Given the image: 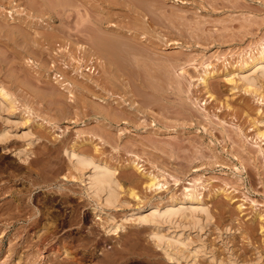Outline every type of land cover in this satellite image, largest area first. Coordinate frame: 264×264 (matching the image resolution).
I'll return each mask as SVG.
<instances>
[{
    "label": "rangeland",
    "instance_id": "374dc122",
    "mask_svg": "<svg viewBox=\"0 0 264 264\" xmlns=\"http://www.w3.org/2000/svg\"><path fill=\"white\" fill-rule=\"evenodd\" d=\"M59 1L66 0H0V26L7 28L0 32L3 36L9 30L15 36L11 39L8 31L13 42L0 38L5 43L0 41V86H6L13 100L8 112L0 111V130L10 127L7 140L0 143V264H264V136H259L264 133V77L254 68L240 71L241 64L264 45V0H138L149 7V3L161 5L155 18L159 20L160 14L164 23L158 21L155 31L150 28V38H146L150 33L136 29L135 40L151 46L148 51L136 42L140 44L136 66L146 64L137 74L147 68L140 74L145 83L161 74L158 82L168 92H159L163 98L157 95L164 91L157 80L153 81L157 89L151 81L147 90L139 85L145 98L148 90L152 95L148 92L149 98L138 99H157L151 107L147 102L143 113H134L138 117L131 115L132 123L124 119L110 127L101 115L94 116L93 103L126 101L125 88L111 75L115 93L106 96L102 87L110 74H105L99 59L89 60L91 43L76 30L90 24L80 16L85 8H78V14L73 12L77 9L65 11L62 20L57 14L63 13ZM90 1L102 8L96 13L102 10L99 15L109 17L112 26L122 21L118 23L124 34V22L136 17L140 20L136 23L143 25L146 20L122 5ZM41 11L53 12L54 18L38 15ZM17 30L23 31L18 39ZM102 33L98 35H106ZM68 35L73 41L80 37L83 45L72 41L69 47ZM18 42L22 50L14 46ZM19 54L26 57H21L23 64ZM44 62L45 66L39 65ZM206 72H211L207 88L200 80ZM242 74L250 76L251 85L240 80ZM175 82L183 90L181 97L174 95ZM118 85L121 89L116 90ZM114 105L122 114V106ZM70 148L115 170L119 187L114 207L98 206L86 193L64 152ZM149 175L159 185L149 188ZM190 192L209 218L202 219L201 227L180 231L184 244L171 252L181 257L178 262L167 261L149 238L153 230L166 232L165 227L156 229L134 218ZM113 223L120 228L108 233Z\"/></svg>",
    "mask_w": 264,
    "mask_h": 264
},
{
    "label": "bare ground",
    "instance_id": "6f19581e",
    "mask_svg": "<svg viewBox=\"0 0 264 264\" xmlns=\"http://www.w3.org/2000/svg\"><path fill=\"white\" fill-rule=\"evenodd\" d=\"M100 1H102V3L104 4V3H106L107 4V6H110V7H115V6H118V5H122V6H124L126 9H127V11L129 12V14L131 13V14H134V13H136L137 15H139V16H141V19L143 18V20H145V18H146V20H145V22L143 23V25H142V23L140 24H138V23H136V22H138V21H140L139 19H137L136 17H135V19H130L129 21H127L126 23L124 22V26L125 27H127V31H125V34L123 33L124 32V29L125 28H122V25H119V23L118 22H122V21H118L117 23L115 22V26H112L111 25V23H113V22H111L112 20H109L105 15V17H103V16H101V15H99V14H102L103 15V12H102V10H99L98 12L99 13H96V11L95 10H98L99 8H101L100 6H96L94 3H91L92 1H90V0H66V1H59V2H61V3H59L60 5V9H62L61 11L63 12V13H57L58 14V16H60V18L63 16V14L65 13V15H66V12L65 11H73V10H75V9H77V10H75V11H73V12H76V11H78L76 14H78V13H80L79 12V10H78V8H80V11H81V7H83V8H85V10L83 9V11H82V14L80 15V16H84V18H83V21H85V19L87 20V23L89 24V25H87V24H85V26H79L80 28H76V30H77V32L78 33H81V35L82 36H84V37H86L88 40H89V42L91 43V45H90V43H89V45H90V48L87 46H84L85 48H89L88 50L90 51V54H89V56H88V58H89V60L91 59V57H93L94 58V63L96 62V59H99L101 62V66L103 65V67H104V72L106 71L107 73H108V75L110 74V76H107V77H109V82H111V84L109 83V82H107L106 81V78L104 77L105 75H104V72L102 73V77H103V79L105 78V81L107 82H105V84H104V87H105V85H106V87L105 88H103L102 87V89H105V91L108 93L106 96H108L109 98H110V96H111V94L112 93H115L114 92V88L112 89V83H113V81H115V80H117V83L119 82V84H121V86H123L122 87V89L123 88H125L123 91V93H125V97H126V99L125 98H123V100L125 99L126 101H119V102H122V103H117V101H113V100H109V99H106V100H104L105 101V104L103 105V104H101V106H98L97 104V106L95 105V103H93V104H91L89 107H92V105H93V107H92V111L94 112L93 114H94V116H95V113H97V114H99V115H101V118H103V120L102 121H106L105 123H104V125H106V126H108L109 125V127L111 126V123L112 122H116V124H117V122L119 123V122H125L126 120H129V121H131V119H132V116L131 115H133L134 117H133V119L135 118V116L136 117H138V115H139V113H137L138 111H141L142 113H143V111H144V107H145V104L147 103V102H149V103H151V104H146V105H150L149 107H151V105H152V103H154L153 101L154 100H156V99H153V97H151L150 99H148V101H146V100H144V101H142V100H140V99H142V97H144L145 98V96H144V93L143 92H145V90L144 89H149V84L147 85V86H145L149 81H151V80H147V82L145 83V82H142V79H141V75H144V73H146L145 71L147 70V68H142L143 70H145L144 72L142 71V72H140V74H137V70H138V68L139 67H142V65H144V67H145V63H143L141 66H139V67H137L138 66V64L140 63L139 62V60L137 61V59L138 58H136L137 56H140V55H137V54H140V48L138 49V46L140 45V44H136V42H138L139 43V41H140V43L142 42L139 38H138V40L136 41L135 40V35L138 33L137 31H138V29H140L142 32H143V34L145 35V34H147V33H150V28L152 27L153 28V31H155L154 30V25H159L160 26V24L158 23V21L160 22L161 20H160V18L162 17V16H160V14H159V16H160V18H159V16H158V19L159 20H157L156 18H157V15L156 14H158L160 11L159 10H157L158 9V6L159 7H161V5H157V8H155L154 10L152 9V11H150L151 10V8L150 7H155L153 4H150L149 3V5H151L150 7L149 6H147L146 4H148L147 2H144V3H146V4H144V3H141V2H138V0H137V2H136V0L134 1V0H100ZM142 1H144V0H142ZM87 3L88 5H86L85 3ZM150 2H152V1H150ZM83 3H84V5H86V6H84L83 5ZM155 3H156V1H155ZM82 4V5H81ZM144 4V5H143ZM56 5H58V4H56ZM146 5V6H145ZM153 5V6H152ZM50 6V5H49ZM56 7V6H55ZM54 6H53V8H55ZM62 7V8H61ZM148 7V8H147ZM63 8H64V10H63ZM89 8H93V10H92V13H94V14H92L90 11H89ZM98 8V9H97ZM150 8V9H149ZM73 9V10H72ZM102 9V8H101ZM149 9V10H148ZM48 10H49V8H48ZM50 11H51V9H50ZM50 11H41L40 12V14L38 13V15H41L42 17L43 16H45L46 14L48 15L47 16V18L49 17V18H54V16H53V12H50ZM159 11V12H158ZM156 12H158V13H156ZM96 13V14H95ZM162 13V12H161ZM164 14V13H163ZM162 14V15H163ZM65 15H64V17H65ZM154 15H156V16H154ZM40 16V17H41ZM67 16V15H66ZM131 16V15H130ZM133 16V15H132ZM131 16V17H132ZM156 17V18H155ZM4 18V17H3ZM132 18H134V17H132ZM172 18V17H171ZM62 19V18H61ZM65 19V18H64ZM177 19V18H176ZM63 20V19H62ZM174 20H175V18H174ZM2 21V20H1ZM6 21V20H5ZM4 21V22H5ZM171 21V20H170ZM3 22V23H4ZM163 22V21H162ZM162 22H160L161 24H162ZM8 23V22H7ZM123 23V22H122ZM164 23V22H163ZM172 23H174L173 21H172ZM0 24H2V23H0ZM10 24V23H9ZM8 24V25H9ZM21 24V23H20ZM80 24H82V23H80ZM79 24V25H80ZM111 25V26H108V25ZM7 25V24H6ZM42 25V24H41ZM47 25V24H46ZM48 25H50V24H48ZM83 25V24H82ZM140 25V26H139ZM163 25V24H162ZM4 26V27H3ZM12 25H10V27H11ZM14 26H18V25H13V27ZM154 26V27H153ZM2 27V28H1ZM7 27H9V26H7ZM9 27V28H10ZM15 27V28H16ZM44 27H46V26H44ZM130 27H132L131 29H130ZM134 27H135V30H134ZM137 27V28H136ZM139 27V28H138ZM162 27V26H161ZM0 28L5 32V28H6V26L3 24V25H1L0 26ZM8 28V29H9ZM12 28V27H11ZM21 27H19V29H20ZM40 28H42V27H40ZM47 28V27H46ZM75 28V27H74ZM151 28V29H152ZM160 28V27H159ZM169 27H167V29H168ZM1 29H0V31H1ZM13 29V28H12ZM44 29V28H43ZM55 29V28H54ZM70 29H72V28H70ZM121 29H123V30H121ZM132 29H133V31L134 32H131L132 31ZM136 29H137V31H136ZM156 29V28H155ZM157 29H158V27H157ZM161 29H163V28H161ZM165 29V28H164ZM6 30H7V28H6ZM21 30H23V29H21ZM53 30V29H52ZM60 31H63V30H61V29H59ZM139 30V31H140ZM9 31V30H8ZM8 31H7V34H8ZM14 31H16V30H14ZM20 31V30H19ZM98 31H100V33H102V31L104 32V34H106V35H98V34H100V33H98L97 34V32ZM167 31H169V29L167 30ZM2 32V31H1ZM0 32V33H1ZM22 32V34H23V31H20V32H18V30H17V33H19L18 34V36H17V34L15 33V35L17 36V39H18V37H19V35H21L20 33ZM126 32H128L129 34L128 35H126ZM141 32V33H142ZM172 32V31H171ZM39 33V32H38ZM140 32H139V34H141ZM7 34H5L6 35V38H7ZM41 34V33H40ZM44 34V37H50L51 38V36L49 35V36H45V33H43ZM42 34V35H43ZM66 34V33H65ZM69 34V33H68ZM103 34V33H102ZM123 34V35H122ZM143 34H141V35H143ZM167 34H168V32H167ZM166 34V31H165V35H167ZM5 35H3L2 36V33L0 34V38H1V36L4 38V41L3 42H5V40H7L8 42H10L9 40H11V39H13L15 36H13V34H12V36H11V31H9V34L8 35H10V37H12L11 39H5ZM72 35V34H71ZM71 35H68L69 37H70V41L69 40H66L65 42L67 43L68 41L70 42V43H68V45H69V47H70V44H73V42L75 43L76 41H78L79 39L78 38H80V37H77V39H76V41H75V38H74V41L72 40V38H71ZM75 35V34H74ZM138 35V34H137ZM136 35V36H137ZM151 35V33L150 34H148V35H146V38H147V36L149 37ZM38 36H39V34H38ZM41 36V35H40ZM65 36H67V34L65 35ZM140 36V35H139ZM152 36V35H151ZM170 36V35H169ZM9 37V38H10ZM43 37V39H45ZM162 37V36H161ZM68 37H66L65 39H67ZM150 38V37H149ZM148 38V39H149ZM16 39V40H17ZM42 39V40H43ZM47 39V38H46ZM64 39V38H63ZM137 39V38H136ZM14 40V39H13ZM13 40H11L12 42H13ZM42 40H40L41 41V43H42ZM51 40V39H50ZM55 39L53 38V41H54ZM82 40H84V42L85 43H88V41L86 42V40L85 39H82ZM135 40V41H134ZM151 40V39H150ZM0 41L2 42V40L0 39ZM6 41V42H7ZM44 41V40H43ZM56 41V40H55ZM73 41V42H72ZM146 41H148V40H146L145 39V41H143V42H146ZM0 42V43H1ZM2 42V44L4 45L5 43H3ZM11 42V43H12ZM46 42V41H45ZM52 42V41H51ZM151 42V41H150ZM19 43L20 42H18V45H19ZM46 43H50V42H46ZM76 43H81V41L79 42H76ZM75 43V44H76ZM14 44V43H13ZM39 44V43H38ZM61 44H63V42L61 43ZM79 44H76L77 46H80ZM82 45H83V43H81ZM137 45V47H136V45ZM141 44H143V43H141ZM150 44H153V43H150ZM1 45V44H0ZM2 45V46H3ZM10 45V44H9ZM9 45H7L8 47H9ZM17 45V43L16 44H14V46L15 47H18L19 48V50L22 48V44H20L19 46ZM41 45V44H40ZM49 45V44H48ZM75 45V46H76ZM82 45H81V47H82ZM143 45H145V48H146V43H144ZM143 45H141L140 47L142 48L143 47ZM7 46H5V48L7 47ZM149 46V45H148ZM13 47V45L11 44V47L10 48H12ZM21 47V48H20ZM62 47V46H61ZM64 47V46H63ZM72 47V46H71ZM84 47H82V49H84ZM151 47V46H150ZM150 47H148V48H150ZM4 48V47H3ZM76 48H78V47H76ZM92 48V49H91ZM148 48H146V50H148L149 51V49ZM7 49V48H6ZM14 49V48H13ZM62 49H64V48H62ZM69 49V48H68ZM71 49V48H70ZM79 49V48H78ZM82 49H79V51H81L82 52ZM143 49H144V47H143ZM152 49V48H151ZM16 50V49H15ZM22 50V49H21ZM65 50V49H64ZM87 50V51H88ZM139 50V51H138ZM16 51H18V50H16ZM66 51V50H65ZM141 51H142V49H141ZM19 52V51H18ZM67 52H69V51H67ZM84 52V51H83ZM137 52H139V53H137ZM17 53V52H16ZM21 53V52H20ZM70 53V52H69ZM80 53V52H79ZM85 55H87L89 52H86L85 51ZM142 53H144V52H142ZM145 53H147V52H145ZM13 54H14V52H13ZM27 53H25V55H26ZM84 54V53H83ZM83 54H82V56H83ZM148 54V53H147ZM146 54V55H147ZM17 55H18V53H17ZM28 55V54H27ZM80 55V54H79ZM141 55H143V54H141ZM150 55V54H149ZM15 56V55H14ZM148 56V55H147ZM19 57H20V60L22 61V58L21 57H23L24 58V56H20V54H19ZM51 57V56H50ZM72 57V56H71ZM87 57V56H86ZM85 57V58H86ZM251 56H249V59H247V60H245L242 64H241V66H240V71H245L246 69H249V68H254L255 69V71H258L263 77H264V45H263V47L262 48H260V50L258 51V54L256 55V56H253V57H251ZM26 58V57H25ZM24 58V59H25ZM54 58V57H53ZM84 58V59H85ZM88 58H86V59H88ZM141 58V57H140ZM143 58H145V56L143 57ZM147 58V57H146ZM146 58H145V60H146ZM150 58V57H149ZM16 59H17V57H16ZM15 59V61L14 62H16V61H18L19 60V58H18V60H16ZM51 59V58H50ZM56 59V58H55ZM72 59V58H71ZM78 59V58H77ZM14 60V59H13ZM20 60H19V62H16V63H20ZM83 60V59H82ZM81 60V61H82ZM141 60V59H140ZM153 60V59H152ZM172 60V59H171ZM98 61V60H97ZM144 61V60H143ZM13 61H11V63H12ZM40 62H42V61H40ZM39 62V63H40ZM51 62H52V59H51ZM54 62V61H53ZM52 62V63H53ZM56 62V61H55ZM67 62V61H66ZM137 62H139V63H137ZM48 63V60H47V62H46V64ZM136 63H137V66H136ZM20 64H23V61L20 63ZM19 64V65H20ZM45 64V62L42 64H39V65H44ZM45 64V65H46ZM44 65V66H45ZM50 66V65H49ZM55 66V65H54ZM103 67H102V69H103ZM136 67V68H135ZM148 67V66H147ZM51 68V67H50ZM76 68H77V66H76ZM75 68V69H76ZM91 68V67H90ZM47 69V68H46ZM54 69V68H53ZM78 69V68H77ZM76 69V70H77ZM140 69V68H139ZM75 70V71H76ZM91 70V69H90ZM89 70V71H90ZM148 70H149V68H148ZM141 71V70H140ZM106 72H105V74H106ZM149 72H151L150 70L148 71V73L147 74H150ZM153 72V71H152ZM159 72V71H158ZM158 72H155V73H158ZM38 73H40V71L38 72ZM44 73H46V72H44ZM139 73V72H138ZM143 73V74H142ZM160 73H162V72H160ZM160 73H158V74H160ZM165 73V72H164ZM164 73H163V75H164ZM212 73H215V72H212ZM41 74V73H40ZM82 74V73H81ZM137 74V76L138 75H140V78L138 77L137 78V76H135ZM147 74H145V77H147L148 75ZM151 74H153V73H151ZM111 75L112 76H114L113 78L115 79H113L112 77H111ZM161 75V74H160ZM160 75H156V76H158V78H160L159 76ZM41 76V75H40ZM155 76V75H154ZM153 76V77H154ZM165 76V75H164ZM112 78V80H111V78ZM148 77H150V76H148ZM211 77V72H206L201 78H200V80L202 81V83H203V85H204V87L205 88H207L206 86H207V81H208V79ZM57 78V77H56ZM65 78V77H64ZM142 78H144V76L142 77ZM154 78H156V77H154ZM154 78H152V80L155 82L156 80H157V85L158 84H160L159 82H158V80H160V79H154ZM59 79V78H58ZM57 79V80H58ZM63 79V78H62ZM139 79H141V81L139 80ZM145 79V78H144ZM147 79V78H146ZM149 79V78H148ZM60 80V79H59ZM64 80V79H63ZM62 80V81H63ZM96 80V79H95ZM108 80V79H107ZM240 80L244 83V84H248V85H251V78H250V76L249 75H247V74H242V75H240ZM62 81H60V82H62ZM92 81V80H91ZM96 81H98V80H96ZM153 81H151L152 83H154ZM57 82V81H56ZM64 82H65V80H64ZM116 82V81H115ZM173 82V81H172ZM171 82V83H172ZM66 83V82H65ZM96 83H97V85L98 86H100L99 84H98V82H95V86H96ZM109 83V84H108ZM137 83V84H136ZM144 83V84H143ZM150 83V82H149ZM170 83V82H169ZM177 82H175L174 84V88H175V90H177V94H176V91L174 92V95L177 97V96H179V97H181V95H182V92H183V90H181L180 91V89H181V87L179 86H177L176 87V85H178V83L176 84ZM59 84V83H58ZM93 84H94V80H93ZM0 85H2V84H0ZM60 85V84H59ZM64 85V84H63ZM62 85V86H63ZM80 86V87H83V86H81V84H77V86ZM89 85V84H88ZM87 85V86H88ZM142 86V87H144V91H140L139 89H141V87L140 86ZM151 86H153L152 84H150ZM154 85H155V83H154ZM157 85H155L154 87H156ZM169 85H171V84H169ZM86 86V85H85ZM84 86V87H85ZM89 86H91V85H89ZM103 86V85H102ZM114 86H116V85H114V83H113V87ZM121 86L120 85H118V87H116V90H118V89H121ZM149 86V87H148ZM160 86H161V88H164V87H162V85L160 84ZM4 87H6V86H4L3 85V88L0 86V111H2V112H4V113H6V112H8V110H10L9 108H11L12 106V98L10 99V97H12V96H8V94H7V89H4ZM61 87V86H60ZM65 87H66V85H65ZM64 87V88H65ZM69 87V86H68ZM83 87V88H84ZM92 87H93V85H92ZM137 87L139 88V89H137ZM154 87H151V88H153V89H151V90H153V93H154ZM158 87V86H157ZM157 87H156V89H157ZM171 87V86H170ZM86 88V87H85ZM172 88V87H171ZM177 88V89H176ZM180 88V89H179ZM159 89V88H158ZM166 88H164V91H163V89L162 90H158V92H157V95H158V93L160 92V91H162V93L163 92H165V91H167V90H165ZM167 89H168V87H167ZM65 90H67L66 88H65ZM64 90V91H65ZM115 90V91H116ZM179 90V91H178ZM68 91V93L70 94V96L73 94L72 92H71V90H67ZM82 91V90H81ZM87 91V90H86ZM170 91H171V89H170ZM207 91V90H206ZM121 92H122V90H121ZM148 92H149V90H148ZM148 92H146L145 94H146V98H149V96H151L152 95V93H150V92H152V91H150L149 93L151 94H148ZM168 92V91H167ZM167 92L165 93L167 96L170 94V92L167 94ZM180 92H181V94H180ZM209 92V91H208ZM207 92V93H208ZM8 93H9V91H8ZM56 93H57V91H56ZM67 93V92H66ZM118 93V92H117ZM162 93H159V95L160 94H162ZM171 93H173V91L171 92ZM68 94V95H69ZM155 94V93H154ZM164 94V93H163ZM163 94H162V97L161 98H163ZM67 95V96H68ZM157 95L155 94V96L157 97ZM171 95V94H170ZM154 96V97H155ZM161 96V95H160ZM71 97H73V96H71ZM70 97V98H71ZM112 97V96H111ZM178 97V98H179ZM138 98H140V99H138ZM145 98V99H146ZM158 100H160L161 98L158 96ZM178 98H176V99H178ZM137 99V100H136ZM136 100V101H135ZM140 100V101H139ZM152 100V102H150V101ZM158 100L157 101H155V103H157L158 102ZM181 100H182V98H181ZM112 101L114 102L113 104H112ZM178 101H179V99H178ZM127 102V103H126ZM117 104V105H119L118 107H120V105L122 106L121 108H120V110L122 111V114L120 113V112H118L117 110H116V108H117V106H115L114 104ZM125 103V105H123ZM160 103V102H159ZM159 103H157V105L159 104ZM179 103V102H178ZM89 105V104H88ZM156 105V104H155ZM174 105V104H173ZM177 105V104H176ZM179 105H181L180 103H179ZM226 106V105H225ZM147 108H148V106L146 107V110H147ZM91 110V109H90ZM115 110H116V112H115ZM119 110V111H120ZM143 110V111H142ZM145 110V111H146ZM91 111V112H92ZM134 113H137L138 115H134ZM145 113V112H144ZM3 114V113H2ZM97 116V115H96ZM5 117V116H4ZM2 118V117H1ZM3 119V118H2ZM124 119H125V121H124ZM9 120H11V119H4L3 121H8V122H10ZM2 121V122H3ZM129 121H127V123L129 122ZM134 121V120H133ZM8 122H5L6 124L8 123ZM13 124H14V122H12ZM11 122H10V124L11 125H13ZM129 123H132V121L131 122H129ZM5 124V125H6ZM15 124H16V122H15ZM16 127V126H15ZM10 128V127H9ZM8 128V129H9ZM7 129V130H8ZM7 130H6V127H5V129L2 131V130H0V131H2L1 133H0V143L2 142V141H5V139H6V135H8V133H7ZM108 130V129H107ZM28 132V131H27ZM26 132V133H27ZM7 133V134H6ZM25 133V134H26ZM106 133H107V131H106ZM109 133V132H108ZM9 134H11V133H9ZM25 134H23L22 136L25 138L26 137V135ZM258 134V133H257ZM259 136H264V133H262V132H259ZM111 135V134H110ZM110 135H108V136H110ZM10 136V135H9ZM30 136V135H29ZM28 137V136H27ZM111 137V136H110ZM7 138H9V137H7ZM26 139V138H25ZM7 140V139H6ZM28 142V141H27ZM28 143H30V142H28ZM27 143V144H28ZM30 145V144H29ZM76 148V147H75ZM77 149V148H76ZM76 149H71L70 148V150H64V152H65V154H66V156H67V159H68V162L70 163V166H71V169L72 170H74V171H76V172H78L79 173V180L84 184V190L86 191V193L90 196V197H92L93 198V200L98 204V206H100V205H102V206H104V207H109V208H111V207H114L115 205H116V201H117V196H118V187H119V184H118V182H117V180H116V177H115V170L112 168V167H110L109 165H108V163H106V162H104V161H102L101 159H94L92 156H87L88 154L86 153V151L84 150V153H86L87 155H85V154H82V153H80L78 150H76ZM96 150V149H95ZM97 151V150H96ZM90 154V153H89ZM127 178H128V176H127ZM147 179H148V177H147ZM156 185H159V183L157 182V180H156V177L155 176H151V175H149V181H148V184H147V186L149 187V188H151V187H155ZM131 192V191H130ZM132 194H133V196L135 197V198H137L136 197V195L134 194V192H131ZM216 193V192H215ZM132 194H130V195H132ZM138 199V198H137ZM200 203V200H199V198L196 196V194H194L193 192H190V193H187V194H184L183 195V198H181V199H176V198H172L171 200H170V202L167 204L166 203V205H164L163 207H161V206H151L148 210H146V211H141V212H139L138 213V215H136V218H134L139 224H151L154 228H156V229H158V228H161L162 226H164L165 227V229H166V232H159L158 230H153L151 233H150V235H149V238H150V240H152L153 241V244H154V246H156V248L158 247V248H160V250H162L161 252H162V255H164L165 256V258H166V260L167 261H176V262H178L179 261V259H180V257L181 256H177V255H175L174 256V253H172L171 251H172V249L173 248H175V247H177V246H179V245H183L184 243H183V240H182V238H181V233H180V231H182V229H184V228H186L187 226H191V227H196L197 225L198 226H200L201 227V221H202V219L204 218V220H205V218H207L208 216V212H207V209H205V207L204 206H202L201 204H199ZM187 211H189L188 212V215H186V212ZM100 212H101V210H100ZM208 213V214H207ZM132 216V215H131ZM209 218V217H208ZM207 218V219H208ZM206 221V220H205ZM107 223H109V222H107ZM106 226V225H105ZM185 226V227H184ZM197 226V227H198ZM120 228V225H118V224H116V223H113V224H109L108 225V227H107V232L108 233H115V232H117V230ZM123 249V248H122ZM120 250V249H119ZM125 250V249H124ZM106 256H108V255H106ZM110 256V255H109ZM163 256V257H164ZM109 258V257H108ZM109 259H111V258H109ZM113 259V258H112ZM115 260V259H114ZM109 261V260H108ZM105 262H107V261H105ZM115 262H116V260H115ZM118 262V261H117ZM116 262V263H117ZM112 262H110V264H111ZM103 264H105V263H103ZM108 264V263H107ZM117 264H119V263H117Z\"/></svg>",
    "mask_w": 264,
    "mask_h": 264
}]
</instances>
